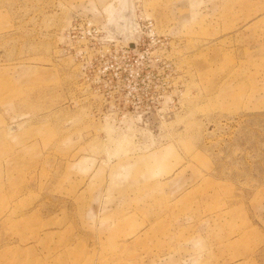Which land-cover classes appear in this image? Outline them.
I'll use <instances>...</instances> for the list:
<instances>
[{"label": "rangeland", "instance_id": "374dc122", "mask_svg": "<svg viewBox=\"0 0 264 264\" xmlns=\"http://www.w3.org/2000/svg\"><path fill=\"white\" fill-rule=\"evenodd\" d=\"M0 264H264V0H0Z\"/></svg>", "mask_w": 264, "mask_h": 264}]
</instances>
